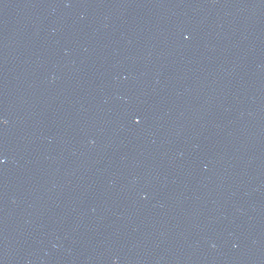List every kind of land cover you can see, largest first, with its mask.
<instances>
[{"label": "water", "instance_id": "obj_1", "mask_svg": "<svg viewBox=\"0 0 264 264\" xmlns=\"http://www.w3.org/2000/svg\"><path fill=\"white\" fill-rule=\"evenodd\" d=\"M0 264H264V0H0Z\"/></svg>", "mask_w": 264, "mask_h": 264}]
</instances>
